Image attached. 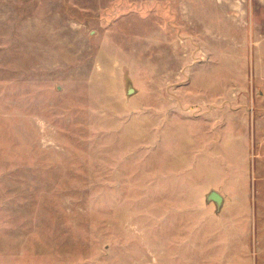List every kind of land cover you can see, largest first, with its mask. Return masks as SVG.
<instances>
[{"label": "rangeland", "instance_id": "obj_1", "mask_svg": "<svg viewBox=\"0 0 264 264\" xmlns=\"http://www.w3.org/2000/svg\"><path fill=\"white\" fill-rule=\"evenodd\" d=\"M0 264H264V0H0Z\"/></svg>", "mask_w": 264, "mask_h": 264}, {"label": "water", "instance_id": "obj_2", "mask_svg": "<svg viewBox=\"0 0 264 264\" xmlns=\"http://www.w3.org/2000/svg\"><path fill=\"white\" fill-rule=\"evenodd\" d=\"M133 92H134L133 88L128 89V94H133ZM206 200L208 202H213L218 209H220L224 203L223 195L215 190H212L207 194Z\"/></svg>", "mask_w": 264, "mask_h": 264}]
</instances>
